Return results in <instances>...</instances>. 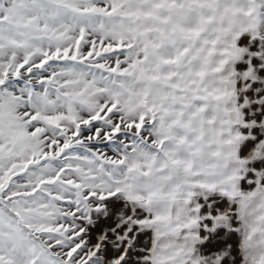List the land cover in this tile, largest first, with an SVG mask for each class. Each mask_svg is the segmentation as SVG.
<instances>
[{
	"label": "snow or ice",
	"instance_id": "6c2138e0",
	"mask_svg": "<svg viewBox=\"0 0 264 264\" xmlns=\"http://www.w3.org/2000/svg\"><path fill=\"white\" fill-rule=\"evenodd\" d=\"M0 264H264V0H0Z\"/></svg>",
	"mask_w": 264,
	"mask_h": 264
}]
</instances>
